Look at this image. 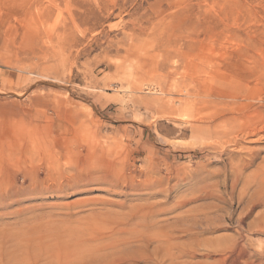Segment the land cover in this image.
<instances>
[{"label":"rangeland","instance_id":"374dc122","mask_svg":"<svg viewBox=\"0 0 264 264\" xmlns=\"http://www.w3.org/2000/svg\"><path fill=\"white\" fill-rule=\"evenodd\" d=\"M263 128L264 0H0V264H264Z\"/></svg>","mask_w":264,"mask_h":264},{"label":"bare ground","instance_id":"6f19581e","mask_svg":"<svg viewBox=\"0 0 264 264\" xmlns=\"http://www.w3.org/2000/svg\"><path fill=\"white\" fill-rule=\"evenodd\" d=\"M186 107V106H185ZM208 123V122H207ZM250 123L248 122L247 126L246 127H250L249 126ZM255 127V126H254ZM223 129V128H221ZM246 129L245 127H243V129H241V131H239L241 134H236L234 135L233 137L237 138V137H242V136H245L242 134L243 130ZM250 129V128H249ZM264 129V128H263ZM214 130H215V127H214ZM217 130V129H216ZM235 130V129H234ZM251 130V129H250ZM249 130V132H247V134H250L249 136H258L257 134V129L255 130V128H253L251 131ZM219 130H217L216 132H214L215 136L218 137V136H222V135H228L229 132H233V129L232 128H226L225 127V130H223L222 132H218ZM235 132V131H234ZM259 132V131H258ZM246 133V132H245ZM248 136V137H249ZM232 137V136H231ZM246 137V136H245ZM221 138V137H220ZM251 138V137H250ZM231 139V138H230ZM258 140L260 139V136H258L257 138H254V140ZM234 140V139H233ZM236 141V139H235ZM227 142V141H226ZM213 143V142H212ZM225 143V142H224ZM230 147V146H229ZM241 147V146H240ZM246 147V146H245ZM247 149V148H246ZM249 149V147H248ZM251 151H253L251 149ZM252 153V152H251ZM242 156V155H241ZM237 157V156H236ZM245 158V157H244ZM263 163V162H262ZM246 165V164H244ZM232 167V166H231ZM230 168V167H229ZM52 172V171H51ZM51 175V174H49ZM264 176V174H263ZM236 185V184H234ZM209 196V195H208ZM180 203H184L183 201L180 202ZM230 213V212H229ZM246 214V213H245ZM189 217V216H188ZM255 218V217H254ZM250 221V220H249ZM210 227V226H209ZM260 227V225H259ZM89 229V228H87ZM151 229V228H150ZM80 230V229H79ZM86 231V229H85ZM84 231V232H85ZM89 231V230H88ZM87 231V232H88ZM259 231V230H258ZM91 232V231H90ZM240 232V231H239ZM83 234V233H82ZM90 235V233H88ZM76 235V234H75ZM84 235V234H83ZM82 235V236H83ZM262 235V234H261ZM153 236V235H152ZM86 237V236H85ZM91 237V236H90ZM233 237V236H232ZM76 238V237H75ZM84 238V237H83ZM89 238V237H88ZM237 238V237H236ZM90 239V238H89ZM85 240H88V239H85ZM206 242V241H205ZM236 242V239L235 240H232L230 242L228 241H223V240H217V241H209L207 242L205 245L209 248H211V250H213L215 253L219 254L220 256L218 258H215L213 263H204V262H201V263H198V264H257V260L255 259H249L247 257V251L246 249L244 248V246H242L241 244H237ZM240 242V241H239ZM75 243V242H74ZM79 244V242H78ZM38 246V245H37ZM95 246V245H94ZM204 246V245H203ZM79 247V246H78ZM99 247V246H98ZM246 247V246H245ZM60 248V247H59ZM86 249V248H85ZM190 249V248H189ZM205 249V248H204ZM63 250V249H62ZM61 250V252H62ZM84 250V249H82ZM48 251V250H47ZM89 251V250H88ZM87 251V252H88ZM65 252V251H64ZM63 252V253H64ZM70 252V251H68ZM75 252V251H74ZM66 254V252H65ZM96 254V253H95ZM62 255V254H61ZM71 255V253H70ZM73 255V254H72ZM209 254H207V256H209ZM92 256V255H91ZM193 256V255H192ZM89 257V255L86 253V252H81V253H78L77 255H73V258H79L80 260H86L87 258ZM68 258V257H67ZM70 258V257H69ZM91 258V257H90ZM60 259V257H59ZM93 259V258H92ZM52 260V259H51ZM66 260V259H65ZM69 260V259H68ZM67 260V262H68ZM64 261V260H63ZM203 261V260H202ZM65 262V261H64ZM69 263V262H68ZM64 264V263H63ZM67 264V263H66ZM77 264V263H76ZM197 264V263H196Z\"/></svg>","mask_w":264,"mask_h":264}]
</instances>
